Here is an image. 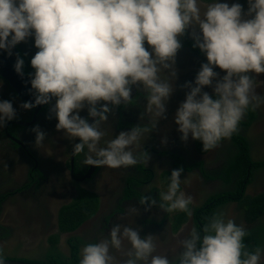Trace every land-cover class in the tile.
Wrapping results in <instances>:
<instances>
[{
    "label": "clouds",
    "instance_id": "1",
    "mask_svg": "<svg viewBox=\"0 0 264 264\" xmlns=\"http://www.w3.org/2000/svg\"><path fill=\"white\" fill-rule=\"evenodd\" d=\"M246 3L245 10L239 0H0V51L12 55L18 43L31 37L37 49L26 81L32 99L20 106L50 105L48 118L54 116L55 129L76 141L72 153H82L84 165L128 168L146 159L137 149L165 117L182 46L179 37L190 27L199 29L189 35L206 62L193 81H185L188 91L173 117L180 139L191 137L204 152L211 150L238 131L250 109L264 104V95L254 87V74L264 73V0ZM13 69L24 77L20 55ZM137 85L145 92L141 117L148 122L104 139L102 124L111 106L130 103ZM15 117L12 101L0 99V127ZM31 130L35 144L43 143L46 133L40 126ZM182 171H171L158 201L142 194L139 202L190 216L192 198L181 190ZM136 211L129 208L126 214ZM246 235L243 224L214 212L199 229H190L170 260L154 254V235L141 236L137 229L116 223L107 236L81 247L79 264H261L264 247L249 251ZM113 249H123L121 259ZM0 264H6L2 249Z\"/></svg>",
    "mask_w": 264,
    "mask_h": 264
},
{
    "label": "flooded vegetation",
    "instance_id": "2",
    "mask_svg": "<svg viewBox=\"0 0 264 264\" xmlns=\"http://www.w3.org/2000/svg\"><path fill=\"white\" fill-rule=\"evenodd\" d=\"M239 2L246 10V0ZM192 31L199 32V29L190 27L179 37L182 46L175 57L176 78L166 103L165 117L146 134L141 142L142 148L137 149L146 153V159L128 168L84 165L83 154L72 153V144L76 141H70L62 131L55 129L54 116L48 118L50 105L22 108L20 105L25 100L0 77V99L11 100L13 106L20 107V115L0 127V249L5 259H32L41 264L55 258L56 262L55 253L60 252L70 259L75 245L79 261L80 249L85 243L104 238L112 225L122 223L137 229L141 236L154 235L155 252L167 248L170 240L177 238L178 245L166 250V255L172 260L180 251L179 242L189 234L181 237L180 231L187 230V224L193 221L195 209L199 207L204 211L213 209L214 212H223L226 217L243 224L248 231L255 224L246 220L243 209L232 197L235 195L230 196L238 189L237 183L230 182L232 177H220L228 162L225 148L230 145L231 139L222 140L218 146L204 152L191 137L187 141L180 139L173 119L188 91L184 87L185 81H193L201 63L206 62L203 53L193 47V39L189 35ZM16 47L24 59L23 70L28 76L33 71L30 58L37 51L33 39L29 37ZM215 70L223 75V70L218 67ZM254 75V82L258 85L255 91L264 95V73ZM133 88L130 103L111 106L108 120L102 124L106 131L104 139L133 125L148 122L147 116L141 117L146 104L145 92L138 85ZM204 90L211 94L210 87L205 86ZM81 115H86V111H82ZM242 120L248 121L242 130L249 142L248 151L252 160H264V104L255 110L250 109ZM33 125H39L46 133L44 142L38 146L35 144V133L31 130ZM175 168L183 169L181 190L191 196L192 203L191 215L186 216L190 220H184L173 229L169 212L161 209L158 203L141 204L139 199L143 194L151 195L158 201V192L167 190L168 178ZM252 170L249 175L251 180L242 191L255 197L264 193V167ZM185 177L187 183L183 180ZM87 195L98 198L96 210L73 230L63 231L59 224V212L67 205L71 206V211L82 202L80 206L86 207ZM129 208H135L136 213L126 214ZM179 212L182 211H176ZM258 221H264V213ZM49 235L54 237L48 238ZM112 254L118 260L122 258L115 249ZM66 258L61 256L60 262L67 264L73 260Z\"/></svg>",
    "mask_w": 264,
    "mask_h": 264
},
{
    "label": "trees",
    "instance_id": "3",
    "mask_svg": "<svg viewBox=\"0 0 264 264\" xmlns=\"http://www.w3.org/2000/svg\"><path fill=\"white\" fill-rule=\"evenodd\" d=\"M248 124V121L241 120L238 131L232 135L230 138V145L226 146V150L228 152L227 156V163L224 166V172L222 175L220 173V177H232L230 182L237 183L238 189L235 192L230 193L237 202L241 209H243V213L245 214L246 220H252L255 224L252 225L250 230L248 231V235L244 237V243L249 251L255 250L256 247L259 245H264V221H258L259 217L264 213V193L256 195L255 197H250L249 195H245L242 190L246 187V185L250 182L249 175L253 172L254 167L262 166L264 167V160H252L249 151H248V144L249 142L246 140L243 128ZM195 145L198 148H202V144L199 140H194ZM231 144H234L233 147ZM224 149V150H225ZM87 198L86 207H81L80 205L83 203L76 204V208L70 211L67 205L66 207L62 208L59 212V224L63 231H69L76 228L81 222L88 216H90L95 210L98 202V198L95 195H91L90 197L85 196ZM80 202V200H78ZM214 213V210L211 209L210 211H204L203 209L200 210V207L195 209V213L193 215L195 222L197 223L198 229L207 222L208 218ZM187 214L184 212H179L177 214V222H175V226L178 227L187 217ZM256 224L255 228H253ZM51 238V237H50ZM70 243L72 244L71 238L69 239ZM76 246L73 245L72 247V256L70 259H73L70 263L67 264H79ZM61 256L66 258V256L60 252L55 253L56 262L54 259H50V262H45L46 264H64L59 259ZM59 259V260H58ZM68 259V258H66ZM68 259V260H70ZM24 261L35 262L32 259H23ZM66 264V263H65ZM264 264V262H261Z\"/></svg>",
    "mask_w": 264,
    "mask_h": 264
},
{
    "label": "water",
    "instance_id": "4",
    "mask_svg": "<svg viewBox=\"0 0 264 264\" xmlns=\"http://www.w3.org/2000/svg\"><path fill=\"white\" fill-rule=\"evenodd\" d=\"M16 55H19V50L16 46L12 49V55H8L7 53L0 51V77L4 78L11 85V87L18 94V96L22 97L24 100H30L32 99V95L29 92L30 86L26 83V81L28 80V76L24 75V77L22 78L13 69V64ZM133 89L134 88H132V93H133ZM6 264H39V263L6 259Z\"/></svg>",
    "mask_w": 264,
    "mask_h": 264
},
{
    "label": "rangeland",
    "instance_id": "5",
    "mask_svg": "<svg viewBox=\"0 0 264 264\" xmlns=\"http://www.w3.org/2000/svg\"><path fill=\"white\" fill-rule=\"evenodd\" d=\"M256 84V85H255ZM256 86H258L257 85V83L256 82H254V87H255V90H256ZM14 108L16 109V116H19L20 115V107L18 106V105H15L14 106ZM17 119H19L18 117H17ZM254 190V186H252V189H251V191H253ZM170 214H171V216H172V222H173V229H175L176 228V226H175V222H177V219H178V217H177V214L178 213H176V211H173V212H169ZM187 220H190V218L189 217H187L186 218ZM185 219V220H186ZM195 224V226L197 227V223L195 222V220H194V218H193V221H189V223L187 224V230H185V231H180L182 234H181V237H183V236H185L186 234H188L189 233V231H190V229L193 227V223ZM256 226H258V224H256L253 228H255ZM173 236H175V234L173 235ZM178 236H180V235H178ZM180 238V237H179ZM183 239V238H182ZM39 240L40 241H42V239L41 238H39ZM178 245V239L177 238H172L171 240H170V243H169V246L167 247V248H163L160 252H155L154 254H159V255H166L167 254V251L166 250H168V249H171V248H175L176 246ZM128 245H127V242H125V244H124V248H126ZM122 251H123V249L122 250H117V253H118V255H121L122 256Z\"/></svg>",
    "mask_w": 264,
    "mask_h": 264
},
{
    "label": "bare ground",
    "instance_id": "6",
    "mask_svg": "<svg viewBox=\"0 0 264 264\" xmlns=\"http://www.w3.org/2000/svg\"><path fill=\"white\" fill-rule=\"evenodd\" d=\"M37 258V257H36ZM41 258V257H40Z\"/></svg>",
    "mask_w": 264,
    "mask_h": 264
}]
</instances>
